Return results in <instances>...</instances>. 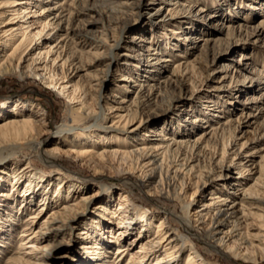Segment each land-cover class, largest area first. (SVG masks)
Instances as JSON below:
<instances>
[{"label":"bare ground","instance_id":"bare-ground-1","mask_svg":"<svg viewBox=\"0 0 264 264\" xmlns=\"http://www.w3.org/2000/svg\"><path fill=\"white\" fill-rule=\"evenodd\" d=\"M33 1L0 0V80L6 76L20 78L38 76L45 84L63 94L68 101L64 119L53 131L55 136L51 138L49 144H42V135L50 130L52 132L48 123L44 121L46 111L43 106L17 98L2 100L0 110L6 105L7 111L4 109L5 111L0 113V138L9 141L8 145L11 146L9 154L27 147L47 165L54 163L51 158L63 154L94 172L111 170L116 173H131L135 176V183L141 192L157 197L171 195L178 201L183 211V216L175 222L174 219L168 218L165 209L163 213L155 214L147 211L149 208L147 204L142 205L140 202L138 205L135 204L130 196V189L126 187L114 195L108 193L89 213L91 216L85 217V221L80 225V245L76 252L78 256L70 258L68 264H102L101 258L104 256L105 248L101 241H97V237L104 239L106 235H111L115 241L112 255L107 259L109 264L144 262V264H217L194 243L189 236L191 234L204 236L214 250L233 263L238 258L249 259L254 263L261 260L264 257V197L253 196L264 195L263 190L257 185L248 187L240 186L238 183L234 185L233 194L238 195L240 191L242 193L240 196H232L231 193L222 190L221 194L216 192L213 189L214 185L210 183V177L217 167L228 168L222 161L227 152L232 129L226 133L223 129L225 123L220 122L218 128L206 124L207 129H202L193 138L182 141L171 139L156 129L150 132L159 140L140 143V140H145V137L149 136L145 129L147 123L168 111V109L155 111L152 106L153 97L163 86L182 84L186 81L179 75L180 67L172 70L174 77L162 76L157 80L159 85L154 86L153 83L146 82L133 101L123 100V97L116 94L105 97L102 88L108 80L111 64L118 60L119 54L116 50L120 48V39L119 37L110 39L112 43L107 44L105 33L101 31L97 33L95 28L101 23V29L112 30L113 26L110 25L117 23L116 18H108L104 10H99L93 4L77 7L78 9L73 11L69 8L73 2L70 4L67 0H35L38 9L45 11L41 30L32 32L31 25L26 21L14 27L12 20L26 18V13L31 7L29 4H34ZM38 2L42 5L38 6ZM18 4L21 5L14 9L6 8ZM167 4L172 5L166 8V12L172 17L174 13L171 12H177L180 4L176 1ZM198 11L203 10L199 8ZM94 12L104 17L102 19L105 23L98 20L99 18H94ZM157 12L159 8L156 9ZM211 17L212 15L208 14L206 18ZM125 23L126 21L123 22V26ZM262 25L263 23L259 24L258 33H262ZM48 26L58 28V32L51 34L53 29H49L47 33L49 39L42 48L37 52L29 50L33 42L35 44L42 37V32ZM233 27L217 26L219 31ZM103 46L108 47V53L95 59L93 63L98 65L102 58L109 60L105 64L103 76H93L84 81L81 77L85 71L83 66L85 63L80 57L81 53L98 51ZM149 50L158 55L156 61L166 63L170 61V58H161L155 49ZM51 52L55 53L52 61L60 60V64L58 63L60 72L56 73L54 69L52 73L38 71L35 67L38 57H46ZM240 56L247 58L243 54ZM226 67L227 64L223 63L222 70L226 71ZM127 72L115 70L113 73V77L117 76V80L122 82L117 85L119 91L120 87L121 91L128 90L125 82L141 85L135 82L134 77L128 76ZM65 78L70 84L69 88L64 81ZM261 97L264 98V89ZM101 98L104 104L96 111ZM183 98V95L179 94L176 100L181 101ZM252 99L255 98L251 97ZM74 104L77 105L74 107ZM212 108L218 110L217 105H212ZM185 110L193 111L188 108ZM107 113L112 115L110 125L102 129L103 119ZM97 117L100 118L99 124L94 123ZM205 119L195 117L191 122L201 123L199 126L202 127V123H206ZM144 126L143 131L136 135ZM120 136L125 138L122 139L125 145L123 149L116 147ZM128 142L130 144L127 146ZM111 143L114 145H110ZM260 151L264 154V145L260 147ZM215 158H217L215 163H212ZM3 159L4 156L0 154V172L4 173L3 176L10 187L12 189L15 187L16 190H13L16 193L20 191V200L16 203L18 206L14 207L12 204L11 208L16 210L23 201H27L29 206H39L37 211L42 207V203L49 206L36 228L26 223L18 225L20 232L16 235L18 238L15 241L20 243L19 253L9 258L5 264H52L57 252L64 247L63 235L66 231L69 234L72 232L74 221L92 205L93 197L86 196L84 191L78 190L76 182L71 183L65 177H57L55 176L57 173L50 176L51 172L36 169L32 161L23 165L12 163V166L8 167ZM239 170L243 173L248 168L239 166ZM213 174L222 175L216 172ZM228 175L229 172L226 176ZM252 178L264 184L263 163L255 166V175ZM129 182L131 181H124V185L127 186ZM227 186L228 184L224 185L223 190H226ZM106 189L103 187L101 191ZM35 194L39 195L36 199ZM143 195L141 197L144 201L147 197ZM34 200L37 202L34 203ZM80 204L82 207L77 210L76 207ZM14 210L13 215H9V221L12 223L8 221V224L1 226L10 227L2 231L5 235L0 234L1 238L7 241L13 235L11 230L14 229L15 220H18L17 214L21 211ZM37 211L29 216H34ZM104 222L105 226L101 227ZM70 223L71 228L68 227ZM127 233L134 236L136 247L133 251L128 250V243L122 242ZM31 249L36 250L34 255L28 252ZM126 255L127 258H124Z\"/></svg>","mask_w":264,"mask_h":264},{"label":"rangeland","instance_id":"rangeland-1","mask_svg":"<svg viewBox=\"0 0 264 264\" xmlns=\"http://www.w3.org/2000/svg\"><path fill=\"white\" fill-rule=\"evenodd\" d=\"M2 1L5 2L6 0ZM175 1L180 4V7H177L179 9L177 12H171L174 13L172 18L166 12V8L172 7L167 3ZM67 2L70 4L73 2L72 6H69L73 11L81 6L93 4L99 10H104L108 18L113 17L117 20V23H111L112 30L101 29V23L95 28L97 33L100 31L105 33L107 44L112 43L110 39L117 37L120 39V48L116 50L119 54L118 60L110 66L108 80L102 88L103 96L109 97L110 94H116L123 97V100L129 101L130 99L133 101L146 82L148 84L153 83L154 86L159 85L157 80H160L162 76L164 78L167 76L169 78L174 77L175 74L172 70L180 67L181 72L179 75L186 81L182 84L176 83L177 85L163 86L157 95L153 97L152 106L155 111L164 109H168V111L148 123L145 122L148 124L146 128L145 126L142 127L136 135H139L145 128L149 136L145 137V140H140V143L159 140L150 130H161L171 139L175 138L177 141H182L193 138L202 129H207L206 124L218 128L220 122L225 123V125L221 124L224 132L228 133L229 129L233 131L222 161L224 165H228V168L225 169L224 166L222 168L217 167L213 173L222 174L220 176H215L212 173L210 183L214 185L213 189L220 194L224 191L225 193H231L232 196H240L242 191L238 195L233 194V190L235 191L234 185L239 183L240 186L248 185V187L257 185L264 192V184L258 183L252 178L255 175V166L259 163L264 164V154L260 151V147L264 145V98L261 97L262 89H264V0H67ZM33 3L29 4L31 7L29 12L26 13V18L12 20L11 23L14 27H18L19 23L26 21L31 25L32 32L41 30L45 11L38 9L35 0ZM19 5L21 4L6 8L14 9ZM41 5L42 3L38 2V6ZM158 8L159 12L156 13ZM199 8H202L203 11L199 12ZM208 14H211L212 17L207 19ZM93 16L105 23V20L102 19L104 17L97 12H94ZM124 21L126 23L123 26ZM260 23H263L262 33L257 31ZM217 24L234 27L219 31L217 28L219 25ZM237 25H240V27H236ZM179 26L181 28H178ZM49 29H53L51 34L58 32V28L46 27L42 32V37L35 44L33 42L29 50L37 52L38 49L42 48L49 39L47 37ZM192 36L196 38L192 39ZM235 39L236 42H234ZM149 48L159 52L161 58H170V61L167 63L156 61L158 55L153 54V51H150ZM107 53V46L101 47L98 51L81 53L80 57L85 63L83 65L85 71L83 70L84 74L81 77L84 81L93 76H103V71L106 68L105 64L109 60L102 58L98 65L93 63H95V59L101 58ZM54 54L51 52L46 57H38L35 64L38 71L52 73V69H54V72H60V60L59 62L52 61ZM240 54L245 55L247 58L241 57ZM223 63L227 64L226 71L222 70ZM137 66L141 68L138 69ZM115 70L123 73L128 71V76L134 77L135 82H139L138 84L141 85L125 82L128 90L121 91L120 87L119 91L117 85L122 84V82L117 80V76L114 75L113 77ZM66 80L65 78L64 81L66 82ZM67 84L69 88L70 84ZM95 88L97 89V87ZM179 94L184 97L181 101L176 100ZM251 97L255 98L252 99L255 101H252ZM6 98L32 101L43 106L46 111L44 121L48 123L52 132L50 130V132L43 134L41 140L42 144H49L51 138L55 136L53 134L54 129L64 119L67 98L59 93L57 89L45 84L38 76L26 78L4 77L0 80V107H2L1 101ZM212 100L213 102H211ZM103 104L104 100L101 98L96 111ZM208 104L209 106H207ZM212 105H217L218 110L213 109ZM5 107L6 105L3 106L0 113L7 111V107ZM187 108L193 111H186ZM111 117V114H106L101 126L102 129L110 125ZM195 117L206 118V123H202V127L199 126L201 123H192L191 121ZM97 118L94 119L96 120L94 123L99 124L100 118ZM122 139L125 138L120 136L116 144L117 148H125ZM8 142L0 138V154L4 156L3 161H6V166L9 167L12 163V165H23L28 161H32L36 169L51 172L50 176L57 173L55 174L57 177H65L71 183L76 182L78 190L84 191L86 196L93 197L92 205H89L87 211L84 214H79V218L74 221L72 232L69 234L66 231L63 235L64 247L59 250L60 253L57 252V257L52 264H68L70 258L78 256L76 252L80 245V225L85 221V217L91 216L89 213L103 201L108 193L114 195L116 192L123 190V187L130 189V196L135 204H147L149 206V208L147 207L148 212L163 213L165 209L164 212L168 218L174 219L175 222L183 216L181 205L171 195L157 197L141 192L135 183V176L131 173H116L111 170L94 172L79 164L72 157L63 154L51 158L54 163L47 165L34 151L27 147L18 149L10 155L11 146L8 145ZM129 144L128 142L127 146ZM110 145H114V143ZM216 159L212 163H215ZM239 166L246 167L248 170L241 173V170L238 171ZM6 169L4 171H9ZM228 172L229 175L226 176ZM3 175L4 173L0 172V176H2V179H0V234L5 235L2 231H6L10 227L1 226L8 224L9 215H13L14 208H11V206L13 204L15 207L17 201L20 200V191L16 193L13 190L15 187L12 189ZM127 180L132 183L129 182L125 186L124 181ZM226 184H228L227 189L223 190ZM103 187L107 189L101 191ZM142 194L147 197L144 201L141 197ZM35 195L34 199L39 197L38 194ZM247 196L249 195L247 194ZM261 196L264 197L261 194H255L253 197L260 198ZM35 202L37 200H34ZM41 205L42 209L40 208L37 211L39 206H29L27 201H23L14 210L16 212L21 209L20 213L17 214L18 220H15V227L11 230L13 231L12 237L7 241L5 238H1L2 235L0 236V241H7L6 243L0 242V264H5L9 258L19 253L20 243L15 241L18 238L16 235L20 232L18 225L26 223V225L36 228L39 219H42L46 214L45 209L49 207L43 203ZM81 207L82 204L78 205L76 209L80 210ZM188 210H190V207ZM35 211H37L36 214L30 217L29 215ZM9 223L12 222L9 221ZM105 224V222L102 223L103 226L101 227H104ZM177 226L181 228L179 223H177ZM68 227L71 228V223ZM200 232L202 233L201 230ZM127 234L126 237L122 238V242L128 243V250L133 251L136 247L134 236L130 233ZM189 236L217 264H227L228 262L232 264H264V257L257 263L241 258L235 259V263H233V261L228 260L214 250L204 236L194 234ZM99 239L97 237V241H101L103 248H105L101 262L102 264H109L107 259L112 255V247L115 245L114 238L111 235H106L104 239ZM35 251V249L28 250L31 255H34ZM124 258H127V255Z\"/></svg>","mask_w":264,"mask_h":264}]
</instances>
